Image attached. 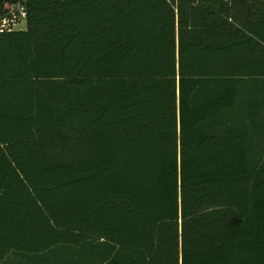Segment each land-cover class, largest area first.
<instances>
[{
	"label": "trees",
	"instance_id": "16d2710c",
	"mask_svg": "<svg viewBox=\"0 0 264 264\" xmlns=\"http://www.w3.org/2000/svg\"><path fill=\"white\" fill-rule=\"evenodd\" d=\"M26 5L0 264H264V0Z\"/></svg>",
	"mask_w": 264,
	"mask_h": 264
},
{
	"label": "built area",
	"instance_id": "2783aa9c",
	"mask_svg": "<svg viewBox=\"0 0 264 264\" xmlns=\"http://www.w3.org/2000/svg\"><path fill=\"white\" fill-rule=\"evenodd\" d=\"M27 18L26 0H0V33L24 30Z\"/></svg>",
	"mask_w": 264,
	"mask_h": 264
},
{
	"label": "rangeland",
	"instance_id": "374dc122",
	"mask_svg": "<svg viewBox=\"0 0 264 264\" xmlns=\"http://www.w3.org/2000/svg\"><path fill=\"white\" fill-rule=\"evenodd\" d=\"M26 26H27V24H26V23H23V24H22V27H23V29H25V28H26ZM20 27H21V25H20ZM22 27H21V28H22Z\"/></svg>",
	"mask_w": 264,
	"mask_h": 264
}]
</instances>
